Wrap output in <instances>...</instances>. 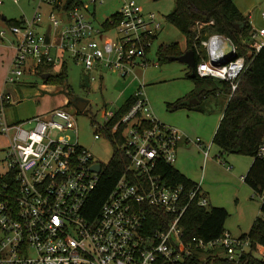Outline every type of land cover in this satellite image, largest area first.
<instances>
[{
    "label": "built area",
    "instance_id": "built-area-1",
    "mask_svg": "<svg viewBox=\"0 0 264 264\" xmlns=\"http://www.w3.org/2000/svg\"><path fill=\"white\" fill-rule=\"evenodd\" d=\"M5 1L0 0V5ZM41 1L53 9L45 28L40 6L31 19L19 18L20 24H9L0 13V41L13 48L0 79V137L4 139L0 145V264H183L197 249L238 264L250 250L248 236L226 230L211 240L184 242L180 221L190 201L199 196L198 204L209 207L210 200L199 182L184 203V185L163 177L161 167L175 166L186 134L156 116L145 83L117 122L110 123L119 107L103 109L104 121L95 137H107L108 127L112 132L121 127L119 149L129 164L94 218L88 217L86 203L102 169L94 168L99 162L78 141L69 97L65 95L64 104L46 112L9 122L5 106L13 96L7 87L22 83L27 73H57L72 60L92 79L103 78L105 69L126 77L137 68L158 63L155 46L163 20L136 0H123L102 22H97L96 8L105 0ZM197 24L200 29L206 22ZM196 39L195 57H201L196 62L197 76L228 82L232 95L248 69V57L252 60L264 46V26L253 27L246 54H239V45L220 32L199 30ZM187 139L202 142L200 137ZM212 145L213 141L206 144V158ZM256 157L264 160V135ZM252 196L264 203V191L253 190ZM151 208L174 216L167 227L146 230ZM256 253L264 260V248Z\"/></svg>",
    "mask_w": 264,
    "mask_h": 264
},
{
    "label": "rangeland",
    "instance_id": "rangeland-1",
    "mask_svg": "<svg viewBox=\"0 0 264 264\" xmlns=\"http://www.w3.org/2000/svg\"><path fill=\"white\" fill-rule=\"evenodd\" d=\"M147 11H154L163 20V30L156 42L155 49L161 43L171 41L179 42L182 49H186L187 40L185 34L169 22L166 17L174 10L175 0H136ZM245 7H250L254 12H260L264 7V0H244ZM123 4V0H105L96 8L97 22H102L112 13L116 12ZM43 18L44 28L49 24V16L53 12L52 7L45 1L21 0L19 3L6 0L0 5V13L8 18L25 17L31 19L36 8ZM261 6V7H260ZM57 16L60 17L58 12ZM1 24V23H0ZM264 24V23H263ZM1 27V25H0ZM13 54L10 44L0 41V79L6 73L7 65ZM156 60V58H155ZM189 66L180 61H168L151 65L147 69L137 68L135 73L123 77L118 71L105 69L104 77L92 79L86 74L81 65L69 60L68 79L75 94L90 100L88 109L83 112H75V107H68L75 114L78 127V141L86 147L93 160L106 164L113 156L112 142L104 136L95 137L99 123L104 121L103 109L115 110L120 107L127 98L145 83V94L151 101L156 116L167 124L179 128L190 138L200 137L206 144L213 141L217 126L219 125L225 105L228 101L226 94L209 95L203 100V110L196 108H168V103L185 97L196 88L195 82L188 77ZM12 93V101L7 102L5 109L9 122L23 121L39 113L46 112L65 102L66 94L62 86L44 83L41 75L27 73L23 82L7 87ZM188 98L187 100H189ZM188 102V101H187ZM31 127V124L26 125ZM73 139L76 135L72 134ZM4 139L0 137V145ZM179 157V155H178ZM253 157L246 154L221 153L220 148L213 142L210 158L204 162V154L199 149L195 151L194 162L191 169L205 170V186L210 189L211 206H224L229 212L225 227L232 232H247L254 218L261 213L259 197H253V189L244 182L241 174L245 175ZM221 160H225L222 164ZM178 158L175 164H177ZM226 165H231L227 169ZM242 178V179H241ZM258 256L259 254L256 253ZM203 257L208 259L209 254Z\"/></svg>",
    "mask_w": 264,
    "mask_h": 264
},
{
    "label": "trees",
    "instance_id": "trees-1",
    "mask_svg": "<svg viewBox=\"0 0 264 264\" xmlns=\"http://www.w3.org/2000/svg\"><path fill=\"white\" fill-rule=\"evenodd\" d=\"M176 6L166 19L178 27L186 36L187 47L182 49L179 42L171 41L161 43L158 47V62L173 61L172 56L180 55L187 49L195 50L196 36L200 30L202 33L220 32L230 37L239 45V54H246L247 44L253 30L249 16L244 15L234 0H175ZM1 18V15H0ZM214 21L210 23V21ZM9 24L22 23L19 18L7 19ZM198 22H206L200 29ZM239 24V26H237ZM201 57L196 54V62ZM248 69L242 75L237 90L230 95V84L212 77H195L192 80L196 88L192 93L168 103L167 107L178 109L183 107L203 110V100L209 95L225 93L228 101L225 105L222 117L217 127L213 142L220 148L221 153H239L250 155L254 158L249 170L244 175L245 182L253 190L264 191V160L256 157L259 143L264 135V46L251 60ZM43 68L49 67L46 66ZM190 72L188 73L189 76ZM191 78V77H190ZM44 83L62 86L65 94L70 97L76 95L68 79V66L65 64L61 71L51 73ZM194 95L199 103L193 105L187 99ZM137 96L131 94L117 111L114 121L117 120L134 104ZM105 135L111 138L114 152L110 161L102 165L99 181L91 193L86 207L87 215L94 218L98 215L102 204L108 198L117 180L124 174L129 164V158L119 149L123 140L121 127L112 132L108 127ZM163 177L171 183L183 184L184 203L190 197V192L196 187L197 182L187 177L174 165L161 167ZM199 196L190 201L186 211L181 217L180 224L183 228L182 238L190 243L197 239L211 240L220 237L226 231V220L230 216L229 210L224 206H201L198 204ZM173 215L162 209L151 208L148 212L147 231L157 228H165L173 219ZM243 237L250 238V250L244 253L238 264L248 261V264H264V260L255 255V252L264 248V203H261V214L254 220L248 233ZM205 253L197 249L188 256L183 264H235L229 258L203 257Z\"/></svg>",
    "mask_w": 264,
    "mask_h": 264
},
{
    "label": "crops",
    "instance_id": "crops-1",
    "mask_svg": "<svg viewBox=\"0 0 264 264\" xmlns=\"http://www.w3.org/2000/svg\"><path fill=\"white\" fill-rule=\"evenodd\" d=\"M235 1V3L237 4V6L239 7V9L241 10V12L244 14V15H247V16H249V18H250V21H251V23H252V26L253 27H257V28H260V27H263L264 26V18H263V16H262V11H263V9H264V7H261V9H260V12H254V11H252V9L250 8V7H245V1L244 0H234ZM249 40V39H248ZM248 40L246 41V44H247V42H248ZM158 64H160L159 62H158ZM152 65H156V63H153ZM151 66V65H150ZM150 66H148V67H150ZM147 67V68H148ZM146 68V69H147ZM191 71V68L189 67V72ZM188 72V73H189ZM188 75V74H187ZM189 77V76H188ZM190 78V77H189ZM192 79V78H191ZM146 85V84H145ZM192 92H193V90H192ZM192 92H190V93H192ZM135 93V92H134ZM189 93V94H190ZM188 94V95H189ZM220 94H225V93H219V95ZM227 95V94H226ZM191 97H195L194 95H192ZM198 103H196V104H193V105H197ZM59 106V105H58ZM121 107V106H120ZM119 107V108H120ZM153 107V106H152ZM218 127V126H217ZM182 132H184V130L182 131ZM185 133V132H184ZM216 133V132H215ZM186 134V133H185ZM187 137H189V136H187V134H186V138L185 139H183L181 142H180V144H179V147H178V155H179V157H178V162H177V164H175V167H177L181 172H183L187 177H189L190 179H192L193 181H195V182H197V183H201V185H202V189H203V191H204V193L208 196V198H209V200H210V205H211V197H210V195L209 194H211V190L210 189H208V188H206V186H205V170H203L202 171V174L200 175L199 174V171H195V170H193V169H191V166H193V162H194V154H195V151H196V149L198 150H200L201 152H203V154H204V162L206 163L207 162V160L210 158V155L206 158L205 157V152H204V150H205V147H206V143L204 142V141H202L201 142V144H198L195 140H190V139H187ZM190 138V137H189ZM193 139H195V138H193ZM253 160H254V158L252 159V162H253ZM252 162H251V164H252ZM223 164V163H222ZM251 164H250V166H251ZM250 166H249V168H250ZM226 168L227 169H231L232 167H231V165H226ZM249 168L247 169V171L249 170ZM247 173V172H246ZM245 173V174H246ZM241 176L243 177L244 175L243 174H241ZM242 179V178H241ZM244 182H245V180H244ZM246 183V182H245ZM247 185H249L248 183H246ZM250 186V185H249ZM250 188H252L251 186H250ZM214 206V205H213ZM260 212H261V203H260ZM261 213H259L258 215H260ZM257 215V216H258ZM256 216V217H257ZM256 217L254 218V220L256 219ZM254 220H253V222H254ZM227 221V220H226ZM253 222H252V224H253ZM252 224H251V226H252ZM251 226H250V229H251ZM249 229V230H250ZM226 230L228 231V232H230L232 235H234V236H241V235H243L244 233H248L249 231H247V232H236V233H234V232H232V230L231 229H228L227 228V226H226Z\"/></svg>",
    "mask_w": 264,
    "mask_h": 264
},
{
    "label": "water",
    "instance_id": "water-1",
    "mask_svg": "<svg viewBox=\"0 0 264 264\" xmlns=\"http://www.w3.org/2000/svg\"><path fill=\"white\" fill-rule=\"evenodd\" d=\"M2 19L6 20L7 16L5 14H2ZM237 26H239V24H237ZM172 60H176V61H180V62L186 63L191 68L189 77H191V78L197 77V73H196V57H195V52H194L193 49L190 48V49H187V50L183 51V53L180 54V55L172 56ZM49 76H50V72H45V73L42 74V77L44 79H47ZM69 103L72 104L74 107H76V109L79 112H83L86 109V107L89 105L90 100L88 98H86V97H82V96H79V95L76 94L74 96H70L69 97ZM188 103L196 104V103H199V100H198L197 97H191L188 100ZM94 168L97 171H101L102 164L101 163H96L94 165ZM243 264H248V261H246Z\"/></svg>",
    "mask_w": 264,
    "mask_h": 264
},
{
    "label": "flooded vegetation",
    "instance_id": "flooded-vegetation-1",
    "mask_svg": "<svg viewBox=\"0 0 264 264\" xmlns=\"http://www.w3.org/2000/svg\"><path fill=\"white\" fill-rule=\"evenodd\" d=\"M72 106H73L72 104H69V107H70V108H72Z\"/></svg>",
    "mask_w": 264,
    "mask_h": 264
}]
</instances>
